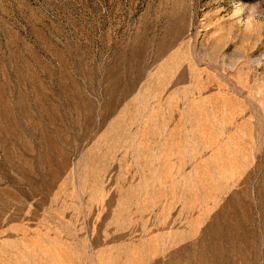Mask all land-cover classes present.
Listing matches in <instances>:
<instances>
[{"label": "rangeland", "instance_id": "374dc122", "mask_svg": "<svg viewBox=\"0 0 264 264\" xmlns=\"http://www.w3.org/2000/svg\"><path fill=\"white\" fill-rule=\"evenodd\" d=\"M257 2L0 0V264H264Z\"/></svg>", "mask_w": 264, "mask_h": 264}, {"label": "clouds", "instance_id": "9594fccd", "mask_svg": "<svg viewBox=\"0 0 264 264\" xmlns=\"http://www.w3.org/2000/svg\"><path fill=\"white\" fill-rule=\"evenodd\" d=\"M259 8V0L256 4L252 5L236 4L234 5L232 14L233 16H242L245 11H247L248 15L246 18V22L249 26H251L254 24L257 16L264 15V13L258 11ZM253 59L258 61V66L260 63H264V52H259L256 56L253 57Z\"/></svg>", "mask_w": 264, "mask_h": 264}]
</instances>
